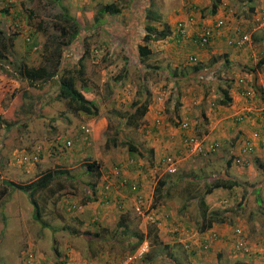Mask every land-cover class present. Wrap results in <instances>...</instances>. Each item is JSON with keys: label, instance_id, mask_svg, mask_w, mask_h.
<instances>
[{"label": "rangeland", "instance_id": "374dc122", "mask_svg": "<svg viewBox=\"0 0 264 264\" xmlns=\"http://www.w3.org/2000/svg\"><path fill=\"white\" fill-rule=\"evenodd\" d=\"M213 1L10 0L13 4L9 11L4 13V18H7L8 26L18 24L17 31L20 32L12 30L6 33L9 37L22 34L24 44L20 40H12V44L9 41L8 53L4 60L0 61V72H14L18 62H23L25 67H37L44 63V56L47 54L48 58L59 55L60 64L73 69L74 73L79 65L78 60L83 55V80H77L76 86L85 98L98 108V113L89 115L69 108L64 99L55 96L57 85L50 79L42 89L30 86L25 81L19 84L15 91L12 89L4 96V109L5 104L12 101L16 95L18 100L22 101L16 106L17 112L13 118L7 119L8 115L0 113L2 121L4 119L17 125L11 142L5 145L8 150L4 155L5 160L10 159L12 166L16 168L15 182L35 180L45 171L55 167L66 173L59 174L35 197L40 221L35 219V207L24 192L10 187L9 192L7 191L9 196L6 194L1 199V264H35V259L38 262L36 264H57V260L65 261L64 264H102L106 261L116 264L125 257L135 244L139 233H145L148 224L152 222L141 214L139 217L133 208L134 204L125 206L122 203L124 206L121 208L116 206L117 210L112 218H106L108 223L96 216L100 214L99 205L85 207L87 202L94 200L93 196L97 195L98 191L99 199L105 196L107 191L104 186L116 180L113 177L115 167L119 168V175L128 178L131 177L130 173L138 174L140 180L136 181L140 184V189L146 188L151 192L147 199L143 196L147 207L151 204L147 209L146 205L142 207L145 213L152 211L163 213L165 216L168 212L163 211L164 199H173L175 195L182 200L189 198L190 203L178 212L174 209L176 206H173L170 214L171 218L180 221L182 220L179 216H174L176 212L180 217H188L191 222L189 228L192 227V230L196 231L198 230L195 223L199 222L198 213L202 209L198 196L203 194L206 180H209L202 176L207 173L212 178L230 177L238 182V192L233 190L217 196L218 198L208 203V213L216 212L221 216L222 220L218 223L227 227L229 233L233 225H240L251 243L258 246L264 243V239H259L264 238V217L259 219L261 215L255 220L252 216H259L260 212L257 210L262 207L258 206L256 198L259 197L261 202H264L262 166H257L255 161L251 166L249 158L250 163L247 165L229 168L223 165L227 163L228 154L224 155L225 161L219 157L222 163L215 159L213 164L214 156L188 155L177 166L175 173H168L164 163L167 156L177 154L174 150L168 151L166 146L168 131L165 129L168 126L165 122L170 121L176 127L175 122L180 124L184 117L189 120L193 117L190 112H194L199 101H202L200 91L206 76L200 79L199 74L193 77V73H190L193 64L201 62L198 55L195 63L189 59L193 44L191 28H202L203 22L198 21L210 16L207 20L223 18L226 26H241L242 30L248 31L254 10L264 5V0H224L227 3L221 0L220 3L223 1L226 4L225 9L216 15L217 11L214 14L209 12ZM109 2L116 3L120 12L115 16L105 15L104 22L94 21L99 6ZM150 2H153L151 8L158 15L159 20L155 23L158 29L162 28L164 22L171 30L179 21L189 19L192 24L188 20V36H184L180 41L172 38L170 32L166 38L150 43L151 54L142 58L138 54L137 44L144 33L142 19ZM65 16L66 19L72 18L78 23V34L69 45V23L72 20L64 21ZM96 25H99L98 30L94 31ZM249 33L252 36L258 34L259 40H264L261 31ZM124 34V37H119ZM129 36L131 38L126 42ZM26 37L36 39L37 47L29 49L25 43ZM23 53L28 57L22 55ZM261 59L264 60V56ZM219 72L220 70L216 73ZM213 75L214 72L210 70V76ZM8 76L16 79L19 74ZM54 78H58V75ZM39 82L41 81H32L36 84ZM194 87L199 88L195 91ZM144 95L150 99L147 116L124 120V117L128 118L129 113L125 112L130 111L131 102H140ZM184 100H187L185 107H189L190 112L186 113L188 116L182 117L180 112L186 110L182 107ZM19 113L32 117L23 121L17 116ZM156 117L161 118L157 125L153 124ZM83 125L90 129L89 135L82 133L80 128ZM170 130L173 132L174 129ZM195 133L199 135L198 132ZM171 134L177 136L176 133ZM107 136L114 138L116 145L112 142L106 143ZM66 140L72 142L70 146L64 145ZM120 140L133 142L143 152V157L130 154L127 147L120 144ZM38 147L41 148L42 154L38 156L37 161H31L29 156ZM217 152L218 148L213 155ZM87 163L98 165L94 173L87 171ZM200 166L205 167L207 171L202 173ZM24 168L26 171L22 174L21 170ZM252 168L256 169L255 175H251ZM159 178H166L170 187L166 189L169 190L166 194L163 193L164 195L154 199L153 187ZM108 191L111 192V188ZM9 202L10 208L14 207L18 214L17 219L13 215L11 217L13 212L8 213L6 210ZM121 215L125 216V230L120 228L119 223L116 224ZM165 217V222L183 225L178 221H170L169 215ZM147 221L149 222L146 223ZM154 227L157 232L161 231L160 228ZM226 245L219 253L189 252L179 241L172 243L170 248H165L162 243L148 240L147 255L137 264H250L248 255L234 250L231 240ZM27 247L35 251V259L31 262L24 261ZM259 256L263 257L264 252L259 253ZM78 257L81 262H76Z\"/></svg>", "mask_w": 264, "mask_h": 264}, {"label": "crops", "instance_id": "0c3cea01", "mask_svg": "<svg viewBox=\"0 0 264 264\" xmlns=\"http://www.w3.org/2000/svg\"><path fill=\"white\" fill-rule=\"evenodd\" d=\"M224 1V0H223ZM219 5L220 7L217 9L216 15H218L220 12L223 11L224 8V2ZM257 3V2H256ZM255 4V3H254ZM210 17V16H209ZM207 17V18H209ZM202 18L199 21L196 18V22H203V25L209 24L211 19ZM192 24V22L190 21ZM197 27V25H196ZM0 28L8 31V24H7V18L0 17ZM233 26L229 25L226 26L224 29L220 31V33L213 39V41L210 43V46L207 48H197L194 44H191L192 51L191 54H196L200 56V65L202 67V72L199 73L200 77L206 76L205 80L202 82L201 86V100L197 104L196 108L194 109V112H190L189 107H185V105L188 104L187 100H184L185 104L182 105L183 108H186V110H182L180 112L181 116L183 117L188 116L186 113H192L193 117L189 119V122L191 125H195V116H199L202 122L207 123V127L205 130H202L201 138L203 141L207 144H216V148H218V152L212 159L213 161H216L218 163H222L219 160V157L225 161L224 155L228 154V157L226 158V162L228 159L237 155H240L241 157L250 158L251 160V166L253 165V162L255 159H258L260 162V166L264 168V40H259V35L254 34V36H251L250 41L246 43V45L243 48H236L229 44H227L228 36L231 34ZM5 31V32H6ZM192 33H194L195 29L192 27L190 30ZM16 33H19L17 31ZM263 37V36H261ZM12 40H20L24 44V37L22 34H17L15 36H10L9 41L12 44ZM17 42H15L16 44ZM26 43V41H25ZM192 43V42H191ZM196 48V49H195ZM26 49V47H25ZM27 56L26 54H22ZM262 55V57H261ZM28 57V56H27ZM35 59V58H34ZM261 62L259 66H257V63ZM176 66V65H175ZM20 67L18 64H16L15 71L14 72H0V113H5L8 115L7 119H11L15 116L17 109L16 106L19 103H22V101L18 100V95L14 97V99L8 103L5 104L6 108L4 109L3 106V99L4 96L11 91L12 89H16L19 84H22L25 82V79L23 77L18 76V78H10L8 75H18L19 74ZM210 70L214 72L215 75L212 77L210 76ZM218 70H220L219 73ZM218 74V75H217ZM232 75V76H231ZM193 77H196V74L192 75ZM244 80V85L249 86L253 90V95L251 98H245L242 94H240L241 85L239 83V80ZM36 86L40 87V82L36 84ZM205 87V88H204ZM199 87H194L193 90L197 91ZM15 91V90H14ZM187 91V90H185ZM20 96V95H19ZM187 96V95H186ZM227 97V99H226ZM186 98V97H185ZM183 100V99H182ZM223 100V101H221ZM193 107V106H192ZM197 110V111H196ZM26 111V110H25ZM149 112V111H148ZM26 112H24L25 114ZM23 113L17 115L20 120L28 121L32 116L28 115L26 117ZM243 115V118L240 120V122H237L235 120L234 115ZM147 116V114H146ZM180 116V117H181ZM3 117V116H2ZM1 118V117H0ZM185 118V117H184ZM183 119V118H182ZM165 124L168 126L166 127V131H168V136H166V146L168 148V151L174 150L177 152L182 151V144H181V138L183 136V132L179 127V124L174 127L170 121L165 122ZM8 126V127H7ZM16 127L17 125L15 123L11 124L8 121H5L3 119H0V178L2 180H12L15 181L14 178L16 177V168H14L11 164V160L7 159L5 160V153L8 150L6 149L5 145L8 142H11V138L16 133ZM7 128V129H6ZM170 129H174L173 132ZM192 129V128H191ZM8 132V134H6ZM257 132L258 136L256 138L252 137V133ZM171 133H176L177 136H172ZM180 136V138H179ZM244 137H250L253 141V151L250 154L241 155L239 144L243 140ZM179 149V150H177ZM217 151V150H216ZM215 151V152H216ZM226 152V153H225ZM4 156V157H3ZM3 157V158H2ZM253 158V160H252ZM218 159V160H217ZM250 160L248 163H250ZM258 163H256L257 165ZM223 165H226L229 168H232L234 166H239L238 164H235L233 159L230 161V163H223ZM26 171V168L21 170V173ZM207 171V170H205ZM250 172V171H249ZM256 169L252 168L251 175H255ZM130 173V172H129ZM130 180L131 181H138L140 180V176L138 174H131L130 173ZM138 177V178H137ZM211 176L207 173L204 174V178L209 179ZM226 179H231L228 176H222ZM220 177V178H222ZM128 178V177H127ZM1 182V181H0ZM111 184V193L108 195V203H102V201L99 199L100 191H98V194L93 196V201L87 202L85 207H94L95 205H99L100 214L96 215L99 219H103L106 223V218L110 220L112 218L114 211L117 210L116 206L118 208L123 207L124 205H133L137 202L138 198L135 197V194L133 192H128L127 186H121L119 183L114 180L113 182L110 181ZM139 191L142 193L144 197L149 196V190L146 188L140 189ZM239 186H234L232 189H224V188H216L213 189V191L205 196V203L208 205L211 201H214L217 196L221 194H225L228 191H237ZM10 190V187L8 188V192ZM127 196H130L126 199ZM153 197V195H151ZM243 197V195H242ZM249 198V195H248ZM264 198V195H263ZM257 199V198H256ZM100 200V201H99ZM148 201V200H147ZM164 210L165 212L171 213L173 211V206H176L175 211L180 210V204L182 202V199L179 196H176L173 199H164ZM8 202V201H6ZM121 203V204H120ZM124 205H123V204ZM102 204V205H100ZM258 206L264 207V202L259 204ZM151 204L149 203V206ZM148 206V207H149ZM178 206V207H177ZM260 207L257 212H260V215L252 214L253 218L256 220L258 217H261L259 219H263L264 217V208ZM8 213H12L15 219L18 218V214L15 212L14 207L10 208V202L8 204V207L6 208ZM123 212L122 210H120ZM93 212H95L93 210ZM177 212L174 214V216H179V218L182 220L171 218L170 221H178L179 223L183 225H175L171 222H165L166 217L163 213L157 214L155 217L157 219L156 227L160 228L161 231L158 232L159 238L161 239V242L164 244L163 246L165 248H170L171 244L179 241L183 245L182 242L184 238V233L186 230L185 223L187 222L188 225H191V222L186 220L183 217H180L181 215H178ZM4 215H6L4 213ZM123 216V215H121ZM140 217V215H139ZM2 218L1 210H0V220ZM177 218V217H176ZM118 222H116L117 224ZM1 224V223H0ZM254 226V224L252 223ZM252 227V226H251ZM209 230H215L222 236L224 234H231L229 233V230L227 227H225L223 224L214 222L212 226L205 231H196L192 233L191 237L188 240L189 248L187 249L184 245V247L189 252L197 251V252H203L201 251V244L203 241L202 233H205ZM6 231V230H5ZM2 232V229L0 228V234ZM176 232H178L179 236L176 237ZM248 232V231H247ZM264 239V238H259ZM228 241H226L224 238L218 242H215L210 247L209 251L210 253H219L222 251V248H225ZM261 247V246H259ZM258 252H253V254L248 255V262L250 264H264V256L258 257L259 253H262L263 250L261 248L256 249ZM76 252V251H75ZM73 252V253H75ZM196 253V252H195ZM196 255H199V253H196ZM194 256H192L193 258ZM261 257V258H260ZM81 259L78 257L76 262H81ZM3 259L0 260V264L2 263ZM11 261V260H9ZM37 262V259L35 261Z\"/></svg>", "mask_w": 264, "mask_h": 264}, {"label": "trees", "instance_id": "16d2710c", "mask_svg": "<svg viewBox=\"0 0 264 264\" xmlns=\"http://www.w3.org/2000/svg\"><path fill=\"white\" fill-rule=\"evenodd\" d=\"M220 1L221 0H214L212 2L211 9L209 11L210 13L214 14L215 11H217V9L220 7L219 5L222 4V2L220 3ZM12 4L13 3L12 2L10 3V0H6L5 3L0 4V16L1 17H4V13H7L9 11V8ZM151 7H153V2L149 3V5L147 6V8L145 10V13L143 14L144 17L142 19V23H143V27H144V33L141 34L140 43L137 44L138 54L142 58H147L151 54V48L149 47L150 43L166 38L170 32H171L172 38L177 39V41L181 40V37L178 38L175 36L174 28L171 30L170 26L168 24H166L165 22L163 23L162 28H160V29L157 28L155 23L159 20L158 15L155 13L156 11ZM119 12H120V8L117 6L116 3H114V2L105 3L101 6H99V8L97 9V12H96L95 17H94V21L104 22L105 20H103V17L105 15L115 16V14H117ZM69 19L72 20L69 23V29H70L72 34L71 33L69 34L70 39L67 41V45L72 43L74 37L76 36V34H78V23L76 22L75 19H72V18H69ZM69 19H66V16L63 17L64 21H67ZM17 26H18V24H15V26L14 25L8 26V28H9L8 31L9 32L10 31L12 32V30L17 31V29H18ZM98 26L99 25L95 26L94 31L98 30ZM5 31L6 30L0 28V61L4 60L5 55L8 53V49H9V36L7 35V33ZM196 32H197V30H195L194 33L192 34L191 40H192V38ZM128 33H129V31H128ZM232 33H233V31L231 32V34ZM116 35L118 36V34H116ZM125 35L126 34H124L123 36L119 35V37H124ZM129 38H131V37L130 36L127 37L126 42L129 40ZM112 39H113V36H112ZM25 41H26V44L29 47V49H34L38 45V42L36 41V39H30V37H26ZM121 41H122V39H121ZM122 42L124 43L125 41H122ZM44 51H46L45 48H44ZM46 55L44 56V63H42L41 65H39L37 67H25L26 65L23 62H18V65L20 67L19 75L21 77H23L25 79V81H27V83L30 86H36V83H32V81H34V80H39V81L43 82L42 84H40V87L36 86V88H39V89H42L43 85H46L49 82L47 80H49V79L52 80V82L55 83V85H57V90L55 91L56 92L55 96L59 99H64L69 108H71L74 111H82V112L89 114V115H97L98 108L96 106H94V104L90 100L85 98V96L82 94V92L76 86L77 80H79V81L83 80V75H84L83 74L84 73L83 59H84V56L81 55V58H79V60H78L79 65L75 68V72L72 73L73 69H69V68L64 67L63 65L60 64V60H59L60 56L59 55L58 56L54 55L51 58H48V56H46ZM195 55L196 54H190V57L195 56ZM190 57H189V59H190ZM260 63L261 62H258L257 66L261 65ZM174 70H175V68H174ZM197 71L199 73L202 72V67L199 64V62L198 63L196 62V64H193L192 70L190 73L198 75L199 73ZM55 74L58 75V78H56V79L54 78L56 76ZM184 79L187 80V78H184ZM200 79H204V77H200ZM226 99H227V97H226ZM221 101H223V100H221ZM130 105H131L130 111L125 112V114L129 113L128 118L124 117L123 119L126 121H129L130 119L136 118V117L141 119V118H144L146 116V114L148 113V111L150 110L149 109L150 99H149V97H147V95H144L143 100H141L140 102L137 100L133 101V102H131ZM159 119H160L159 117H156L153 121V124L157 125L158 123L156 120H159ZM194 119H195L196 126L192 125V126H190V128H192L193 131L198 132L199 135L201 136L202 130H205L207 127V123L202 122L201 119L199 118V116L198 117L195 116ZM159 122H160V120H159ZM175 124H179V122H175ZM113 140H114V138H112L111 136H107V139L105 141H106V143L112 142L114 145H116V142L114 143ZM120 144L123 145L124 147H127L130 154H137L140 157H143V152H141V150L133 142H131L129 140H120ZM34 151H35V149H34ZM40 154H42V150L40 151ZM231 160L232 159L230 158V159H228L227 162L230 163ZM254 161L256 163H258L257 166H259V164H260L259 160L255 159ZM96 166H98V165L94 164V163H87L86 164L87 171L94 173L93 171L95 170V168L97 169ZM200 167L201 168H199V169L202 170V173L205 172L206 168L203 166H200ZM64 173H66L64 170H62V171L57 170V168L55 167L54 169L45 171L43 174H41L35 180H30L29 182H23V183L15 182L12 180H2L0 178V181H1L0 182V201L7 194V190L9 187H12L13 189L15 188L19 191H22L25 194H27L31 204L35 207V213H34L35 219L40 221V214H39V210H38V205L35 201V197L41 191L45 190L59 174L63 175ZM120 176H122V175H120ZM120 176H116V177L113 176L116 178L117 183H119V179H120L119 177ZM123 177H125V176H123ZM202 177H204V176H202ZM220 177L221 176H217L214 178L210 177L209 180H206V182H207L206 188L204 189L203 194L198 196V203L200 206H202L201 212L198 213L199 219L197 218L199 222L197 221L198 223H195V226L197 227L198 231H205L206 229L210 228L214 222H219L222 220V217L219 216L216 212L208 213L209 208H208V205L205 203V199H204L205 196L207 194L211 193L213 191V189H216V188L232 189L238 183L235 180H232V179L229 180V179H226L225 177H222V178H220ZM125 178H126L125 186H127L128 192H130L131 187L133 185H135L137 187V189L134 192L135 197L138 198L140 195H142V194H140L141 192L139 191L138 182L135 180L131 181L127 177H125ZM169 187H170V183L168 180H166V178H164V179L159 178L153 187L154 199L157 196L164 195L163 193L166 194L169 191L166 189H168ZM185 191L187 193L186 189H185ZM7 196H9V194H7ZM164 197H166V196H164ZM87 201H89V200H86V202ZM256 201L259 204L261 203V200L259 199V197H257ZM108 202H109L108 199L102 200V203H108ZM187 203H190V199L184 198L182 200V204L180 205L181 206L180 208H184L183 206H186ZM74 206L75 205H73L72 207L74 208ZM135 206L136 205H133V208H135ZM135 213L138 214V216L140 215V213H138L137 211H135ZM166 216L168 217V215H166ZM170 218H171V214L169 213L168 219H170ZM183 218H185L186 220L188 219V217H183ZM118 223H119L120 228L122 230H125L127 228V226L125 224V216L124 215L121 216L120 221ZM44 226H45V224H44ZM154 226H156L154 223H149L147 226L146 232L145 233H139L140 235L137 237V240H136L135 244L132 246L130 252H133L137 248V246L140 243H142L144 240H146L147 242L149 240V242L162 243L161 239L159 238L158 232ZM236 226H240V225H233L231 228L233 229ZM45 227H48V226H45ZM185 227L187 230L194 231V230H192V227L189 228L190 225H188L187 222L185 223ZM240 227H242V226H240ZM178 236H179V234H178V232H176V237H178ZM96 237H97V235H96ZM201 251L206 252L207 250L202 249ZM56 255H58V254L56 253ZM145 255H147V253ZM28 256H31L32 260L35 259V251L32 249H29L27 247V252H26L24 261H28ZM144 257L142 259H144ZM35 261H36V259H35ZM64 263H65V261L57 260V264H64ZM108 263H109V261H106V262H103L102 264H108ZM237 264H247V263L237 262Z\"/></svg>", "mask_w": 264, "mask_h": 264}, {"label": "built area", "instance_id": "2783aa9c", "mask_svg": "<svg viewBox=\"0 0 264 264\" xmlns=\"http://www.w3.org/2000/svg\"><path fill=\"white\" fill-rule=\"evenodd\" d=\"M5 2L6 0L4 1L0 0V4L5 3ZM188 20L187 21L183 20V21H179L176 23V25L174 26V34L176 37L183 38L186 35L188 36V32L186 30V23L188 22ZM248 26L250 27L248 31H244V29L242 30L241 26H233L232 28L233 33L228 36L227 44L233 47H236V48H243L246 45V43L250 41L251 39L252 35L249 33V31H252V32L261 31L264 34V5L254 10L252 20L250 24H248ZM225 27H226V21H224L223 18H218L214 20L213 22H211L210 24L204 25L202 26V28H199L197 32L195 33V35L193 36L191 41L193 44L196 45L197 48H207L208 46H210V43L213 41V39ZM197 59H198L197 55L190 57V60L193 63H195ZM239 83L240 84L244 83V80L240 79ZM251 93H252V90H250L249 88H244L241 94L243 96H249ZM237 119H240V117H237ZM159 120H156L157 123H159ZM189 126L190 124L188 120H183L180 123V128L182 130H189ZM80 129L82 133L86 135L90 134V129L87 126L83 125L81 126ZM252 137L253 138L257 137V133L254 132L252 134ZM251 139L252 138L245 140L243 144L241 145L240 151L242 154H247L253 151L254 144ZM71 143L72 142L70 140H66L64 145L70 146ZM182 146H183L182 151L179 152L177 155L167 156L165 158L164 163L167 166L168 173H175L177 171L178 163L184 152H187V154H197L200 156L201 155L205 156L209 152L214 151L215 149L214 148L215 146L213 145H210V146L204 145L202 140L196 134L191 133V132H188L182 138ZM40 151H41L40 147L36 148L35 151L32 154H30L31 156H29V159H31V161H34V162L37 161ZM237 162L244 163V162H247V159H244V158H242V160L237 159ZM118 169L117 167L114 168L115 177L121 175V174L119 175V173L117 172ZM119 178H120L119 184L121 186H125L126 178L123 176H120ZM110 185L111 184H107L104 186L105 191H108L110 189ZM136 189L137 187L133 185L131 187V192L134 193ZM134 205H136L134 208L135 211H137L138 213H140L142 216L145 217L146 216L145 211L142 210V207H144L143 206L144 200H143L142 195H140V198H138L137 202ZM148 218L152 219V216H149ZM193 232L194 231H190L187 229L185 230L184 238L182 242L184 243L186 248L190 247L188 244V240L191 237ZM230 233L231 234H224L223 236L215 230H209V231H206L205 233H202L203 241L201 244V248L203 250H208L210 249L213 243L218 242L224 238L226 241H230V240L232 241L234 250H236L238 253H242L244 255L245 254L251 255L253 254V252H258L256 251V249L258 248H261V250H263L262 252H264V243H261L259 245L261 247H259L257 244L253 245L248 240L247 234L242 227L236 226L231 230ZM147 251H148V242L143 241L137 246V248L133 252H129L125 257H123L121 260L116 262V264H136L145 256ZM31 260H32L31 256H28L27 262H31Z\"/></svg>", "mask_w": 264, "mask_h": 264}, {"label": "clouds", "instance_id": "9594fccd", "mask_svg": "<svg viewBox=\"0 0 264 264\" xmlns=\"http://www.w3.org/2000/svg\"><path fill=\"white\" fill-rule=\"evenodd\" d=\"M224 10V9H223ZM219 16H222V15H219ZM218 19V18H217ZM216 20V19H215ZM214 21V20H213ZM213 21H211V22H213ZM210 22V23H211ZM209 23V24H210ZM176 25V24H175ZM208 25V24H207ZM202 26H204V25H202ZM241 85V89H240V94L242 93V90L244 89V88H249L250 90H252L249 86L247 87V86H245V87H243L242 85H244L243 83H241L240 84ZM252 92H253V90H252ZM252 95H253V93H251L249 96H245V98H251L252 97ZM234 119L235 120H237V121H239L240 122V120L243 118V115H234ZM237 117H240V119H237ZM160 118V117H159ZM161 119V118H160ZM183 120H187V119H183ZM183 120H181V122L183 121ZM161 121V120H160ZM180 122V123H181ZM188 122H189V120H188ZM189 124H190V122H189ZM190 126H192L191 124H190ZM190 126H189V130H182L181 128V130H182V132H183V136H182V138L184 137V135L185 134H187L188 132H191V133H194V134H196L194 131H193V129H191L190 128ZM179 127H180V124H179ZM254 133V132H253ZM252 133V134H253ZM257 133V132H256ZM197 135V134H196ZM202 135V134H201ZM201 140H202V142H203V144L204 145H206V146H210L211 144H207V143H205L204 141H203V139L201 138V136L200 135H197ZM257 136H258V133H257ZM182 138H181V144H182ZM250 137H244L243 138V140L240 142V144H239V148H241V145L243 144V142L245 141V140H247V139H249ZM256 138V137H255ZM252 140V139H251ZM213 146H215L214 148V151H211V152H209L207 155H205V156H202V157H207L208 155H212L216 150H217V148H216V144H212ZM182 148H183V146H182ZM240 153H241V151H240ZM251 153V152H250ZM250 153H247V154H250ZM177 155V154H176ZM188 155H193V154H187V152H184L183 153V155H182V157H181V159H180V161H179V163H178V165L180 164V162L181 161H183L184 159H185V157L186 156H188ZM241 155H246V154H242L241 153ZM174 156V155H173ZM198 156H200V155H198ZM233 158V161L235 162V164H238V165H241V166H243V165H247L248 164V161H249V157L248 158H245V157H241L240 155H237V156H234V157H231V159ZM242 158H244V159H247V162H244V163H241V162H237V159H241L242 160ZM178 169V168H177ZM120 185V184H119ZM110 188H111V185H110ZM111 192L110 191H107L104 195L105 196H103V198L102 199H100L101 201L102 200H106V199H108L107 197H108V195L110 194ZM143 196V195H142ZM145 205H146V203H145V201H144V207H145ZM148 207H147V205H146V209H147ZM146 214V216L144 217L146 220H149L150 222H152V223H154V224H156V222H157V219H156V215L158 214V213H155V212H152V211H150V212H146L145 213ZM149 216H152V219H149L148 217ZM149 221H147L146 223H148ZM232 229V228H231ZM247 234V233H246ZM144 241H146V240H144ZM253 245H255V243H252ZM188 249V248H187ZM246 255V254H245Z\"/></svg>", "mask_w": 264, "mask_h": 264}]
</instances>
